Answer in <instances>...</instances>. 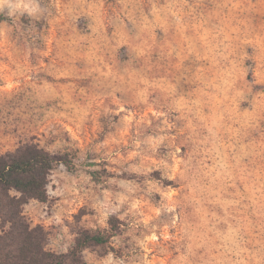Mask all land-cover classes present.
Listing matches in <instances>:
<instances>
[{"label":"rangeland","instance_id":"rangeland-1","mask_svg":"<svg viewBox=\"0 0 264 264\" xmlns=\"http://www.w3.org/2000/svg\"><path fill=\"white\" fill-rule=\"evenodd\" d=\"M24 2L0 6V153H71L23 207L47 247L114 218L84 264H264V0Z\"/></svg>","mask_w":264,"mask_h":264},{"label":"trees","instance_id":"trees-1","mask_svg":"<svg viewBox=\"0 0 264 264\" xmlns=\"http://www.w3.org/2000/svg\"><path fill=\"white\" fill-rule=\"evenodd\" d=\"M71 153L55 154L37 142H24L0 153V264H84L81 252L106 245L119 225L111 218L107 229L78 232L66 252L47 247V231L23 212L29 200H47L46 186L55 163L74 170Z\"/></svg>","mask_w":264,"mask_h":264},{"label":"clouds","instance_id":"clouds-1","mask_svg":"<svg viewBox=\"0 0 264 264\" xmlns=\"http://www.w3.org/2000/svg\"><path fill=\"white\" fill-rule=\"evenodd\" d=\"M0 6H7L12 8L13 10L20 9V10H28L29 5L24 2V0H19L15 4L9 3L8 0H0ZM11 15V13H10Z\"/></svg>","mask_w":264,"mask_h":264}]
</instances>
